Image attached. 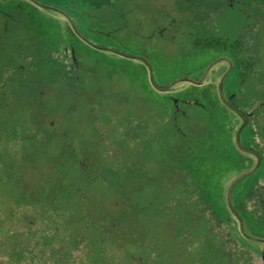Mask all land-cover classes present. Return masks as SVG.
Masks as SVG:
<instances>
[{
  "label": "rangeland",
  "instance_id": "obj_1",
  "mask_svg": "<svg viewBox=\"0 0 264 264\" xmlns=\"http://www.w3.org/2000/svg\"><path fill=\"white\" fill-rule=\"evenodd\" d=\"M61 1L68 6L72 0ZM100 1L103 9L100 12L93 9L95 12L87 15L86 21L90 29L81 31L89 41L106 47L108 52L93 49L62 31L61 21L57 32L56 20L52 22L51 32L46 31L47 24L43 25L42 37L47 44L39 52L35 41L24 38L25 52L20 56L11 48L13 38H4L7 48L0 52V137L6 134L5 126L14 127L11 135L7 133L9 164L0 163V177L5 178L0 183V264H96L101 255L98 252L102 253L100 264H264V246L259 244V239L264 240V218L258 220L244 215L241 225L246 232L254 234L250 235L251 242L234 237L228 223L221 227L215 225L216 221L209 219L211 211L205 212L202 219L206 222L202 224L195 226L188 221L201 203L200 197H196L197 186L221 199L224 206L229 203L239 209L235 194L241 191L240 187L252 181L256 174L264 175V159L259 162V157L247 165L244 154L247 141H240L243 147L236 136L233 142L228 140V134H223V126H231L227 121L231 116L223 120L220 108L226 107L219 105L217 99L210 105L212 97L203 87L212 74H217L209 73L213 65H219L216 71L225 69L226 65L220 64L221 57L213 50L205 51L200 61L189 44L187 47L170 45L168 49L158 46L162 43L160 34L156 33L160 12L173 11L174 2L184 0ZM80 2L74 0L71 5L77 9ZM3 8L6 6L0 3V9ZM246 20L241 6L227 7L216 17L215 27L220 35L233 41ZM259 26L260 32L254 35L255 47L241 55L259 59L256 73L239 82L240 76L231 71L224 82L220 79L219 86L223 85L222 94L228 96L233 84L242 98L240 106L244 111H254L264 145V19ZM16 30L21 34L20 27ZM156 47L163 50H151ZM73 50L79 66L76 71L70 68L69 73L62 60L67 55L66 62L71 65ZM111 50L161 56L162 62L157 59L154 68L150 67L146 73L141 67L133 68L123 57L111 54ZM16 65L21 68L15 69ZM152 72L155 82L149 77ZM159 75L170 84L164 87L165 83L157 79ZM232 79L236 81L230 83ZM175 80L181 81L176 84L175 97H196L207 109L190 102L181 105L182 116L170 115L167 111L170 104L165 108L167 101L163 94ZM202 80V87L188 83ZM47 126L72 129L71 152L66 156L73 161L80 159L85 171L95 178L88 188L84 187L87 196L75 199L78 202L71 198L58 204L53 195L61 188L73 187L79 176L70 174L64 180V177H54L57 187L48 194L50 187L42 182L53 171L45 169L43 157L30 161L27 156L34 149L31 143L35 139L39 146L42 140L48 142L47 136L51 134ZM32 134L36 135L34 139L29 138ZM60 144L52 150L49 159L60 155ZM255 146L256 150H264L262 146ZM181 152L186 155L187 166L181 170L183 179L178 184V171L172 172L169 164L175 153ZM108 169L113 170V177ZM164 171L170 174L165 175ZM167 176L172 177L166 180ZM109 177L114 181L108 182ZM173 185L174 188L167 189ZM127 189L138 190L133 194L134 200ZM20 192L36 194L29 199L28 195L27 202L20 204L12 199ZM175 197H181L194 210L172 203ZM40 198V203L34 202ZM118 198H122L123 209L130 211L142 205L143 212L128 211L125 219L117 222L116 229L109 230L113 236L98 242L93 238L96 226L107 221L99 219L98 212L113 209ZM145 205L150 207L144 211ZM10 209L15 214L12 220L8 215ZM28 218L33 222L29 223ZM187 233L192 236L185 241ZM180 241L183 244L178 247ZM178 249L184 253L177 258Z\"/></svg>",
  "mask_w": 264,
  "mask_h": 264
},
{
  "label": "flooded vegetation",
  "instance_id": "obj_2",
  "mask_svg": "<svg viewBox=\"0 0 264 264\" xmlns=\"http://www.w3.org/2000/svg\"><path fill=\"white\" fill-rule=\"evenodd\" d=\"M73 1L74 0L69 2V5L66 6V3H63L61 0H0V3L6 6V8L0 9V52L6 50L7 47L4 44V38L8 39L9 37L13 38L14 41L12 43L11 48L14 51H17L18 55L22 56V54L25 52V49H23L24 44H25L24 38L35 41L36 46H37L36 49L39 52V50H41V46L44 45L45 43L47 44V42L42 37L44 36L42 27L43 25L47 24L46 31L48 32L53 31L54 26L52 22H54L55 20L58 24V26L55 28L57 32L60 30V28L58 27L60 25L59 22L61 21L60 27L62 31H67L70 34V36L72 35L73 37H75L79 41H82L85 45L92 47L93 49L105 50L108 52V49L106 47H102L100 45H97L96 43H92L91 41H89L88 38L81 31V30L85 31L86 29L88 30L90 29L89 25L86 24V21H88L87 15H90L94 10L97 12H100L103 9L104 5L101 3L100 0H82V2H80L81 8L79 7L80 9L79 8L75 9V6L73 8V5H71ZM199 1L201 2V0L175 1L173 11L170 10V11L160 12L162 16L161 17L158 16L157 18L158 22L156 26V29H157L156 33L160 34L162 43L158 44V46H163L164 48L168 49L169 47H171L170 45H175L177 47L178 46L187 47V45L189 44L191 47V52L195 53L196 55V59L203 61L202 59L203 53L208 50L209 52H211L212 49L216 48L215 46H213L212 43L204 42V36H205L204 34H206V36L208 37H211L212 42L214 41V39H218V38L223 39V40L225 39L228 40L229 44L230 42L233 43L236 40L237 36H235L233 41H231L227 37H223L222 35H220L217 28L215 27L216 17L221 16V13L227 7H234L236 5L241 6V10H243L245 17L247 19L246 23L255 22V18L252 15V12H250V10L248 9V8L250 9L254 8L256 6V4L252 0H244L245 3H243L242 0H205V1H208V3H212V2H223L224 3L222 11L220 12L211 11L210 13H206V14L198 10L188 9V5H190L188 4V2L195 3ZM60 5H62V7ZM163 7H165V5ZM259 7L261 8L262 11H264V2L261 3ZM164 10H166V8ZM207 14H209V16H205ZM60 16L61 18L60 20H58ZM177 16H179V20ZM252 16H253V21L251 20ZM167 18H168V21L166 20ZM204 23L206 24L205 27L203 26ZM17 27H20L21 34L16 33ZM241 29L242 28L238 29V33L240 32ZM47 34H48L47 36H50L49 33ZM166 35L168 37L164 38L166 37ZM187 36L190 38L189 42H188ZM39 37L41 39L38 41ZM167 40L169 41V44L165 42ZM156 49L163 50L161 47H156L155 49L152 48L151 50L155 51ZM232 50L234 49L231 48L230 51ZM22 51L24 52L22 53ZM73 52L74 50L72 51V54ZM110 52L111 54L115 56L123 57L125 61L131 62L133 64V68L134 67H141V68L147 67L148 70H150V67L151 69H153L152 67L155 66L154 63L157 61V59L159 62L161 58V56L160 57L146 56L142 52H139V53L137 52L134 55L122 54L119 51H115V50H111ZM75 56L76 55L74 52V55H72L71 65L69 66H68V63L66 62L67 55L62 60L63 66L66 68V70L69 73H70V68L72 69V71H76L75 68L79 66L77 62V58ZM137 56H140L141 58H137ZM164 56H167V55L164 54ZM185 57H187V54L185 55ZM219 57H221L220 64H224L226 65V67L225 69L222 68L221 70L216 71L219 65L215 64L210 68L209 73L217 72V74H212V76L210 77V80H207L209 81L208 82L209 84L211 83L208 87L210 86H211L210 88L213 87V91L211 90L206 91V94L212 95V96H219V98H221L219 99V101L218 100L217 101L219 104H222L223 107H226L225 110L220 108L222 111L220 115L223 116V120L225 119L227 115L228 117L231 116V118L227 120L231 126H227V125L223 126V134L225 132L226 134L229 135L228 140L232 139V141L235 142L236 140L235 136H236L240 145H241L240 141H242V139L247 141V144H248V146H246L247 150H244L245 151L244 154L248 158L247 165H252L253 160L257 161L259 157H260L259 162H261L262 159H264V150L263 149L262 150L260 149V151L256 150L255 145L260 146V148L261 146L264 148V145L261 143V140L259 138L260 130H259V126L257 125L259 121L257 117L255 116V114L253 113L254 111L252 112L251 111L252 109H250V111H244V108L240 106L242 105L240 103L242 101V98L239 97V95L237 94V90L236 89L234 90L233 84L232 86L229 87L230 93L228 96H225L224 94H222L221 88L223 87V85L219 86V83H218V87L216 86V78L218 77H220V79L223 78L222 81L224 82L227 76L230 74V72L235 70V64L230 58V56L221 55ZM245 57L248 58L249 56H245ZM165 58L167 59V61L169 60V58L167 57ZM228 60H230V62L232 63L231 65L228 64L229 62ZM189 61L196 63V61L193 59H190ZM161 62L162 61H160L159 63ZM228 66L230 67L229 71H227L229 69ZM8 68L10 69V67ZM20 68L21 67H19V65L15 66V69H20ZM251 75L253 76L251 72H248L244 78L239 79V82L245 81L246 78ZM149 77H151V79L154 81L155 76L153 75V72H152V75H150ZM10 79L11 77L7 78V81H10ZM157 79L162 81L163 83H167L164 76L159 75ZM235 81H236L235 79L234 80L232 79V82L230 81V83H233ZM180 82L181 81L175 80V83L172 84V86H170V89L167 90V93H165L164 95V99L167 101L164 104L165 108L167 107V103L170 104V107L167 109L168 113L170 115H174L175 117L182 116L184 114V111L182 110L181 105H184L185 103L187 104L190 102H196L198 105H201L203 109H207V107L201 104L198 98L196 97H192L188 99H181V98L175 97L174 92L176 91H173L172 88L173 86H175L176 84ZM168 83L170 84V82ZM190 83L196 85L193 82H190ZM68 84L70 85L71 83H68ZM221 94L224 96H221ZM216 128L218 127L216 126ZM216 128H214V130H216ZM236 175L240 176L241 174H236ZM262 176L264 175L256 174L254 179L260 178ZM251 183L252 181L248 182L246 191L251 189V186H249ZM236 196L237 195L235 194V199H237Z\"/></svg>",
  "mask_w": 264,
  "mask_h": 264
},
{
  "label": "trees",
  "instance_id": "obj_3",
  "mask_svg": "<svg viewBox=\"0 0 264 264\" xmlns=\"http://www.w3.org/2000/svg\"><path fill=\"white\" fill-rule=\"evenodd\" d=\"M252 1L256 4V6L254 8H251V11H250V12H252V15L255 18V22L246 23V25L238 33V36L236 37V40L233 43L230 42V44H229L228 40H226V39L223 40L220 38L214 39V41L212 42V38L208 37V36H206V34H204L205 35L204 36V42L212 43L213 46L216 47L215 49H212L215 52V55L218 54L219 56H221V55L230 56V58L232 59V61L235 64L236 75H239L240 79L244 78L248 72H251V74L256 73L254 71V69H255V66H257V63L259 62V59H257V58H253V57L247 58L245 56H241L242 53H244V51H249L255 47L256 42H255L254 35H255V32H259V30H260L259 23L261 20L264 19V11H262L261 8L259 7V5L264 2V0H252ZM242 2L245 3L244 0H242ZM188 4L192 5V6L188 5V9L198 10L200 12H204L205 14L210 13L211 11L220 12V11H222L223 6H224L223 2L208 3V1H205V0H201V2L199 1V2H195V3L188 2ZM205 16H209V14H207ZM231 48L234 49V50H232L233 54H231V51H230ZM228 53H229V55H228ZM152 68H154V67H152ZM142 69L144 71L146 70V73H149V70L147 67H144ZM219 81H220V77L216 78V86L217 87H218ZM188 83L192 84L190 82H188ZM168 84H169L168 82L165 83L164 87H166ZM210 84L205 83L204 86L203 85H199V86H201V87L203 86L204 88H206L205 89L206 91H210V90L213 91V87L212 88H210L211 86L208 87ZM192 85L197 86L194 84H192ZM177 89H178L177 85L173 86V88H172L173 91H177ZM163 95H165V94H163ZM210 96L212 97L210 99V102H209L210 105L213 102V100L217 99L219 101V99H220L219 96H212V95H210ZM219 105H222V104H219ZM13 127L14 126H5L6 134L5 135L1 134L2 136L0 137V142L2 141V143H0V163L1 164L2 163L9 164V161H10V160L8 161V159L11 156H9V154H8L9 152L7 150V144H8L7 142L9 140L10 136L8 137L7 133H10V135H11V132H12L11 130ZM47 127L50 129L49 132L51 134V136H47L48 142L45 143V142H43L44 140H42V145L39 146V145H36V144H39V142L35 141L36 140L35 139L31 143V146H34V149L32 148L31 151L29 152V154L27 153V156L30 157V161H33V160L39 161V159H41L43 157V159H45L46 165H47V167H45V169L48 168V172L51 170L53 171L52 173L49 174L48 178H46L47 179L46 182L41 181L44 184V186L47 185L48 187H50V191L48 194H50V193L52 194L53 191L57 187L56 179L54 177H60V178L64 177L63 178V180H64V179H68V176H70V174H71V176H73V175L79 176V177H77V182L75 183L76 186H75V184H73L75 187L73 185H71L74 188L73 187L63 188V189L61 188L55 192L56 193L55 195H57V197L55 195H53L55 200L58 199V201H57L58 204H62L63 200L70 201L71 198H74L73 200L75 202H78L75 199H78L79 196H84V197L87 196V195H85V192H84L85 188H88L90 183L94 182L93 179H95V178L90 176L89 171H87V170L85 171L86 168L82 165V162L80 159L73 161V159H68V157L66 156L68 153L71 152V145H72L71 144V136L73 135V134L71 135L72 129L68 128L66 130H59L57 128V126L55 128H53L51 126H47ZM42 131H43V129H42ZM35 136H36L35 134H32L29 138L34 139ZM57 143L58 144L61 143L60 147H59V152H58V153H60V155L56 156V157L53 156L52 160H51V159H49V158H51L50 153H52L53 151L56 150V147L58 146ZM94 145H96V144H94ZM83 148H84V145L82 146V150H84ZM86 149H87V146H86ZM85 151H87V150H85ZM5 153L7 155L4 157ZM175 155L176 156H174V158L170 160L171 162L169 165H171L172 172L178 171L177 175H178L179 179L177 180L178 181L177 183L179 184L183 179V175L181 173V170L184 169L185 166H187V162H186L185 153H182V152L178 153V154L175 153ZM12 162H13V160L10 163H12ZM165 165H167V163H165ZM57 173H59L61 176H58V175L55 176V174H57ZM108 173L110 174V176L113 177L114 173H113L112 169H110V171L108 169ZM0 174H2L1 168H0ZM164 174L166 175V174H170V173H167L164 171ZM171 177L172 176H167L166 180H170ZM7 180H9V179L7 178ZM106 180L110 183L112 181H114L111 179V177L106 178ZM3 181H5V178L0 177V183ZM39 182H40V180H39ZM37 183L38 182H36V185H37ZM244 183H247V182L245 181ZM81 184H83V185H81ZM236 184H238V182ZM191 185L192 186L195 185L194 180H192ZM247 186H248V183L246 185L240 187L241 191H239L237 194L236 198H237V203H238L239 209H237L235 206L232 208L230 206V204L227 202H226L227 205L224 206L221 203V199L218 200V197L216 198L215 196L209 195L207 190H205L204 188H200L199 186H197V189H196V197L197 198L200 197L201 203L199 206L196 207V210L193 209L191 204H189L186 201H183V199L181 197L173 198L172 203L175 202L176 204H180L188 211L194 210L192 212L193 214H191L190 217L188 218V221L192 222L195 226L206 222V220L204 221L202 219L204 217L203 215L206 214L205 212L211 211L212 216L209 219L215 220L216 221L215 225H219L221 227L224 224L228 223L230 225V227L233 228L232 234L234 237H244L247 241L251 242L250 238L252 236H250V235H254V234H250V233L246 232L242 228L241 222L243 223V221H245V216L246 217H248V216L254 217L258 220H261L264 218V194H262V191L264 190V176H262L260 178L253 179L252 183L249 185V186H251V189L248 191H246ZM174 187H175L174 185L172 187L168 186L167 189L168 188L171 189ZM40 189H41V187H40ZM127 190L133 196V198L131 197V199L134 200V195H136L138 190L137 189H135L134 191H133V189H127ZM125 192L126 191L123 192L124 196H125ZM35 194H36V192H34L33 195L30 193H21L20 192L19 194L17 193L16 196L13 197L12 199L15 200V202H17V203L23 204V203L27 202V196L28 195H30L28 197V199H29L32 196H34ZM45 194L46 193L44 192V195ZM113 194H115V193H113ZM121 200H122V198H118L113 204V209H110L108 212H106L107 210H105L103 212H98L99 213V216H98L99 219H101L102 221L107 220L106 223H103L100 226H96V231H95L96 235L93 234V238L96 237L98 242L105 241L107 238L112 237L113 234L109 230L116 227L118 221L122 222L123 219H125L127 213L133 212V213L137 214L133 209H137V211L139 210L141 213L143 212L142 205H139V206L136 205L137 207L131 209L130 211L127 210L126 208L123 209L124 204L122 203ZM39 201L41 202V198H40V200L38 199V200H35L34 202L38 204V203H40ZM136 204H138V203H136ZM149 207H150V205H145L144 211ZM117 209L120 212L123 209L119 216H117L119 214ZM227 209H229L230 212H228ZM8 215H9V218L12 220V218L15 216L13 209L8 210ZM28 219H29V223L33 222L30 218H28ZM114 229H116V228H114ZM119 229H121V228L119 227ZM210 231L213 232V230L211 228H210ZM115 236H116V234H115ZM191 236H192L191 233H187L185 236V241L188 238H190ZM228 236L231 237L230 234H228ZM259 240L261 241V242H259V244L264 246V240H262V239H259ZM185 241H183V242H185ZM181 242L182 241H180V243H178V245H179L178 247L182 246L183 243L181 244ZM125 249L128 250V248H125ZM262 251L264 252V248L262 249ZM183 253L184 252L182 249H178V252L175 253V256L178 258ZM97 254H101L99 256L98 261H96V264H100L102 261L101 260L102 259V253L98 252ZM141 258H143V257H140V259ZM180 261H181V259H180Z\"/></svg>",
  "mask_w": 264,
  "mask_h": 264
},
{
  "label": "water",
  "instance_id": "obj_4",
  "mask_svg": "<svg viewBox=\"0 0 264 264\" xmlns=\"http://www.w3.org/2000/svg\"><path fill=\"white\" fill-rule=\"evenodd\" d=\"M202 83H203V80H202L200 83L197 82V83H195V84H198V85H199V84H202ZM171 86H172V85H171ZM169 88H170V87H169ZM246 175H247V174H246ZM246 175H244V177H245ZM240 179H241V178H240ZM240 179H239V180H240ZM237 182H238V181H236L235 184H236ZM229 193H231V191H230Z\"/></svg>",
  "mask_w": 264,
  "mask_h": 264
}]
</instances>
